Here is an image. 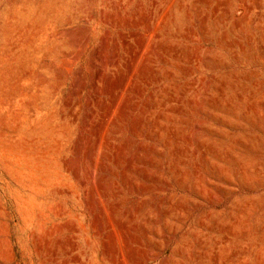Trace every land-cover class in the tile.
Segmentation results:
<instances>
[{
  "label": "rangeland",
  "instance_id": "rangeland-1",
  "mask_svg": "<svg viewBox=\"0 0 264 264\" xmlns=\"http://www.w3.org/2000/svg\"><path fill=\"white\" fill-rule=\"evenodd\" d=\"M0 264H264V0H0Z\"/></svg>",
  "mask_w": 264,
  "mask_h": 264
},
{
  "label": "bare ground",
  "instance_id": "bare-ground-1",
  "mask_svg": "<svg viewBox=\"0 0 264 264\" xmlns=\"http://www.w3.org/2000/svg\"><path fill=\"white\" fill-rule=\"evenodd\" d=\"M122 83H124V82H122ZM116 102H117V98L114 97V100H113V103H112V108L114 107V105H115ZM112 108H111V109H112Z\"/></svg>",
  "mask_w": 264,
  "mask_h": 264
}]
</instances>
